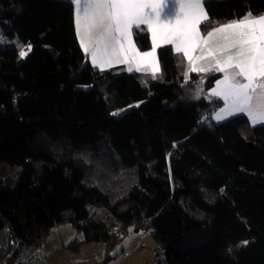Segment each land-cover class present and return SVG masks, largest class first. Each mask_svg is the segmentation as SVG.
I'll use <instances>...</instances> for the list:
<instances>
[{
    "label": "trees",
    "instance_id": "16d2710c",
    "mask_svg": "<svg viewBox=\"0 0 264 264\" xmlns=\"http://www.w3.org/2000/svg\"><path fill=\"white\" fill-rule=\"evenodd\" d=\"M204 7L214 28L264 13V0ZM0 36V230L41 247L69 223L82 239L67 247L104 243L100 264L130 227L150 233L163 264H264V125L214 121L221 73L188 74L169 45L156 78L99 71L72 0H0ZM133 36L151 49L149 34ZM7 166L17 179H4Z\"/></svg>",
    "mask_w": 264,
    "mask_h": 264
},
{
    "label": "snow or ice",
    "instance_id": "6c2138e0",
    "mask_svg": "<svg viewBox=\"0 0 264 264\" xmlns=\"http://www.w3.org/2000/svg\"><path fill=\"white\" fill-rule=\"evenodd\" d=\"M206 0H72L78 29L83 26L91 37L93 30L101 35L91 49L94 66L135 61V70L148 66L152 77L160 73L157 49L172 45L189 63L190 72H217L210 95L223 101L215 114L217 122L245 114L253 126L264 125V13L251 10L238 20L211 27L204 9ZM204 25L206 36H201ZM141 26H146L142 28ZM150 34L151 50L141 52L133 39V29ZM4 38L0 36V43ZM85 52L89 47L81 39ZM20 51V58L27 57ZM200 50V55L194 53ZM210 60V66H198ZM128 71H133L129 67ZM222 191V190H221ZM243 243H248L247 241Z\"/></svg>",
    "mask_w": 264,
    "mask_h": 264
},
{
    "label": "crops",
    "instance_id": "0c3cea01",
    "mask_svg": "<svg viewBox=\"0 0 264 264\" xmlns=\"http://www.w3.org/2000/svg\"><path fill=\"white\" fill-rule=\"evenodd\" d=\"M204 9H205V7H204ZM205 11H206V9H205ZM231 22H234V21H231ZM228 23H230V22H228ZM75 26H76L77 37H78V40H79V43H80L82 50L85 52L84 47L81 45V42H80L81 39H83L85 44H87L89 47V51L85 52V53L89 55L90 63L93 66V68H95L99 71H104V70H108V69L118 67V66H125L128 69L131 66V67H133V71H136L135 70V67H136L135 61L131 60V58H130V63H116L115 61H113V63L110 66L105 65L103 70H101V68L98 66H94L92 64V60H91V49L96 46L95 41L97 39H99V37L101 35V31L100 30H93L91 37H90L88 34L85 33L83 26H81L78 29L77 23H76V13H75ZM141 27H146V26H141ZM200 31H201V26H200ZM201 36L205 37L206 34H203L201 31ZM133 39H134V36H133ZM134 41H135V39H134ZM136 46H137V44H136ZM169 46H171L173 48L172 45H169ZM137 48L139 49L138 46H137ZM158 49H157V52H158ZM150 50L151 49H149L147 51H150ZM173 50H174V48H173ZM141 52H144V51H141ZM194 55H196V56L200 55V50L197 49V51L194 53ZM157 58L159 60L158 53H157ZM185 60L187 63V67H186L187 73L188 74L193 73V72L189 71V63H188L186 58H185ZM211 63H212V61H210V60L199 61L198 66H210ZM159 64H160V61H159ZM160 69H161V64H160ZM142 71L150 72V70H148L147 65H144V70H142ZM194 73H206V72H194ZM222 78H223V74L221 73V75L218 79H222ZM214 86H215V83L213 84L211 89ZM211 89L209 90V94L211 93ZM214 98L220 100L217 97H214ZM220 101L222 102L221 107H223L224 106L223 101L222 100H220ZM221 107H219L213 113L212 117L214 120H215L216 112H218ZM238 115H240V114H238ZM220 122H222V121H220ZM61 227H62V225L55 227L53 229V231L56 233L53 235L52 234L53 231H52L47 242H46V244L41 246L42 249L46 248L47 250L46 249L45 250L48 252V248H47L48 241L50 239L55 238V237L57 238V242H58L57 244L58 245H56V247L59 248L60 251L59 252H55V251L48 252L49 256L51 257L50 258L51 264H100L101 260L104 257V252H105L104 243H85V244L80 246L79 250L73 251L71 256L69 255L66 260L59 259L60 261H57L58 259L55 258V256L58 254L65 253L62 249L65 246L67 247L70 244V242L73 240V238L74 239L75 238L82 239L80 232H78V234L75 237H73L72 235H71V237L64 236L63 232L61 231ZM149 237H151V238H149ZM153 239L154 238L150 235V233L148 231L136 232L134 227H130L128 230V233L125 236V238L123 239V241L113 250L112 253L114 254V258L108 264H149V262L154 258L155 254L158 250V244ZM124 254H126V256H124ZM97 255H98L97 260H92V258H95V256H97Z\"/></svg>",
    "mask_w": 264,
    "mask_h": 264
},
{
    "label": "built area",
    "instance_id": "2783aa9c",
    "mask_svg": "<svg viewBox=\"0 0 264 264\" xmlns=\"http://www.w3.org/2000/svg\"><path fill=\"white\" fill-rule=\"evenodd\" d=\"M165 255V250L159 249L149 264H163ZM97 258L98 255L92 260ZM0 264H49V262L47 253L41 247L24 245L4 229L0 230Z\"/></svg>",
    "mask_w": 264,
    "mask_h": 264
},
{
    "label": "rangeland",
    "instance_id": "374dc122",
    "mask_svg": "<svg viewBox=\"0 0 264 264\" xmlns=\"http://www.w3.org/2000/svg\"><path fill=\"white\" fill-rule=\"evenodd\" d=\"M8 43V39H6V38H4V42H2V43H0V45H6ZM125 111L126 110H123V111H118V112H116V116H121L123 113H125ZM215 121V120H214ZM217 123V122H216ZM7 168H8V170H6V175H7V178H4L6 181L10 178H15V179H17V177H18V173H17V171H18V167H9V166H7ZM61 231L63 232V234H64V236H66V237H71V235L73 236V237H75L77 234H78V231L71 225V224H69V223H66V224H63L62 225V227H61ZM56 232H52V234L54 235ZM81 234V236H82V233H80ZM52 235V236H53ZM149 238H151V237H149ZM74 239V238H73ZM152 240V239H151ZM154 240V239H153ZM58 242H57V238L55 237V238H53V239H50L49 241H48V243H47V248H48V252H51V251H55V252H59L60 250H59V248H57L56 247V245H58L57 244ZM46 249V248H45ZM45 249H43V251H45L46 253H47V255H48V262L51 264V262H50V256H49V253L45 250ZM65 253H62V254H58V255H56L55 256V258H57L56 260L57 261H60L59 259H62V260H66L67 259V257L70 255L71 256V254L73 253V251L74 250H72V249H70V248H68V247H64L63 249H62Z\"/></svg>",
    "mask_w": 264,
    "mask_h": 264
}]
</instances>
